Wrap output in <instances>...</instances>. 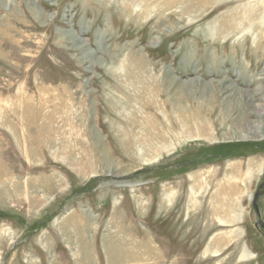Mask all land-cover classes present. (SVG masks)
<instances>
[{"label":"rangeland","instance_id":"374dc122","mask_svg":"<svg viewBox=\"0 0 264 264\" xmlns=\"http://www.w3.org/2000/svg\"><path fill=\"white\" fill-rule=\"evenodd\" d=\"M164 3L0 0V264H114L127 247L125 264H264V152L197 164L264 145V0ZM196 174L221 180V234Z\"/></svg>","mask_w":264,"mask_h":264},{"label":"bare ground","instance_id":"6f19581e","mask_svg":"<svg viewBox=\"0 0 264 264\" xmlns=\"http://www.w3.org/2000/svg\"><path fill=\"white\" fill-rule=\"evenodd\" d=\"M133 1V0H132ZM132 1L130 2V0H125V3H126V10H129V7H130V5H131V3H132ZM142 1H150V0H142ZM154 1V0H153ZM155 1H157V2H159V3H164L166 0H155ZM193 1V2H192ZM210 1L211 0H167L164 4L165 5H170V4H172V3H180V2H188V3H190V4H192V5H195V4H210ZM187 3V4H188ZM188 6H189V4H188ZM194 7V6H193ZM191 10V9H190ZM18 100V99H17ZM21 111V110H20ZM24 111V112H23ZM23 111H22V113H23V115H24V118H25V120L23 121V123H25L26 124V126L28 127L30 124H33V122L35 123V114H36V111H35V108H34V106H30V105H25L24 106V108H23ZM38 111V110H37ZM49 115V114H48ZM197 115L198 116H200L198 113H197ZM2 116V115H1ZM43 116L41 115V118H42ZM53 118V115L51 114V115H49V117L48 116H46V115H44V120L45 119H48V121H43L42 123H40V135H42V137L44 138V141H45V144L46 145H48L49 147L50 146H53L54 145V139H53V137H51V136H47L46 134H44L43 135V133L45 132V133H48L46 130H43V128L46 126V125H48V127H49V129L51 130L52 129V127H51V123L52 122H50L49 123V118ZM196 117V116H195ZM2 118V117H1ZM0 118V119H1ZM53 119H51V121H52ZM4 121H6V120H4ZM36 121H38V120H36ZM1 122V121H0ZM49 123V124H48ZM210 125V124H209ZM16 126L14 125V124H11L10 123V127H9V129L12 131V132H14V135L16 136V135H18V132H17V130H16V128H15ZM23 127V126H22ZM124 130H125V128H123ZM211 129V128H210ZM42 130H43V133H42ZM21 131V130H20ZM123 133V132H122ZM155 134V133H154ZM154 134L152 133V137L154 136ZM162 135L161 134V132H159L158 133V135ZM243 134V133H242ZM19 137V136H18ZM17 137V138H18ZM128 137V136H127ZM247 137V136H246ZM211 138V137H210ZM26 140H29L28 138L27 139H25V142H26ZM82 141V140H81ZM20 142V141H19ZM120 142V141H119ZM124 142H125V140H124ZM129 142V141H128ZM29 143V142H28ZM27 144V143H26ZM30 145V144H29ZM71 145V144H70ZM26 146H28V145H26ZM25 146V147H26ZM74 146H76V145H74ZM29 147V146H28ZM34 147V146H33ZM66 147V146H65ZM27 148V147H26ZM35 148V147H34ZM70 148V147H69ZM87 148H89V147H87ZM92 148V147H91ZM29 149V148H28ZM32 149V148H31ZM63 149V148H62ZM66 149V148H65ZM76 149V148H75ZM90 149V148H89ZM94 150V149H93ZM140 150V149H139ZM67 151H69V150H67ZM72 151V150H71ZM32 152H35V151H31V154H32ZM75 152V151H74ZM76 153V152H75ZM91 153H93L92 151H91ZM64 154V153H63ZM35 155V154H34ZM34 155H33V157H34ZM95 155V154H94ZM77 156V155H76ZM81 156V155H80ZM230 156V155H229ZM31 157V156H30ZM68 157V156H67ZM67 157H63V159H64V161H66V160H68V158ZM82 157V156H81ZM80 157V158H81ZM83 158V157H82ZM81 158V159H82ZM88 158V157H87ZM98 158V157H97ZM141 158V157H140ZM81 159L78 161L77 159H75V158H73L72 160H68V162H66V163H68V164H70L71 166H73L75 169H77L79 172H80V170L82 171V169L80 168V164H81ZM89 159H90V157H89ZM102 159H105L104 157L102 158ZM262 159V158H261ZM91 160H92V158H91ZM96 160V159H95ZM107 160V159H106ZM105 160V161H106ZM83 161H85V160H83ZM94 161V160H93ZM84 163V162H83ZM108 163V162H107ZM109 163H110V161H109ZM112 163V162H111ZM109 165V164H108ZM112 165V164H111ZM79 168V169H78ZM125 169V168H124ZM39 178H37L36 180H30V183H31V186L32 185H36V184H39L42 188H44V192L47 194V192L49 193L52 189H54L55 187H57V186H60V185H63V180H62V178L57 174V173H54V174H51V175H42V176H38ZM1 178H2V173H0V180H1ZM5 180V179H4ZM19 187H20V185H19ZM17 188V187H16ZM37 189H38V187H37ZM3 190V189H2ZM36 192H38V191H36ZM6 193V192H5ZM35 200H38V201H42V198H40V197H38V196H35V198H34ZM69 227V226H68ZM68 229V228H67ZM132 239V238H131ZM133 240V239H132ZM126 241V240H125ZM128 241V240H127ZM85 243V242H84ZM134 243V242H133ZM136 244H137V241L135 242ZM140 242H138V244H139ZM124 244V243H123ZM130 244V243H129ZM142 244H143V242H142ZM126 245V244H125ZM148 246V244H145V246ZM83 246V245H82ZM135 246V245H134ZM143 246H144V244H143ZM115 247H117V246H115ZM136 247V246H135ZM149 247V246H148ZM118 248V247H117ZM141 249V248H140ZM120 250V249H119ZM125 253L126 254H123V257H122V259L121 260H119V261H114V264H125V263H127L131 258H135L134 256H133V253H131V248L130 247H127V248H125ZM148 250V249H147ZM116 251H118V249L116 250ZM145 251V250H144ZM150 251V250H149ZM245 251V255L246 256H248V257H252V255L253 254H251V253H248V251L245 249L244 250ZM134 252V251H133ZM121 253V252H120ZM148 254H149V252H147ZM135 254H137V253H134V255ZM121 255V254H120ZM141 255V254H140ZM143 256H144V254H142ZM141 255V256H142ZM119 256V255H118ZM137 256V255H136ZM120 258V257H119ZM142 260H144V257H142ZM146 261V260H145ZM134 262V261H133ZM141 262V261H140ZM138 263V262H137ZM139 264V263H138ZM142 264V263H141Z\"/></svg>","mask_w":264,"mask_h":264},{"label":"crops","instance_id":"0c3cea01","mask_svg":"<svg viewBox=\"0 0 264 264\" xmlns=\"http://www.w3.org/2000/svg\"><path fill=\"white\" fill-rule=\"evenodd\" d=\"M259 153V152H257ZM256 154V153H254ZM240 157H243V156H237V157H229L230 159L231 158H240ZM221 158H224V157H221ZM227 158V159H229ZM252 174H257L256 171H254L253 173H251V176ZM255 179H257L255 176H253ZM196 178V183H195V200H194V206L197 209H199V207L203 204L206 205V207H209L211 208V213H213V215H211L209 217L210 221H207L205 223V227H207V231L206 232H209V233H212V234H221V180H210L209 183H202V180L200 178V176H198V174H196L195 176ZM215 178V177H213ZM212 178V179H213ZM213 189V193H212V196L209 198V199H202L203 196L209 194L211 192V190ZM204 194V195H203ZM197 213V212H195ZM214 213H218V214H214ZM234 213H242L241 212V209L239 210H236L234 211ZM210 225V227H214L216 226L217 228L215 229H212L210 230L208 228V226ZM221 242V239L217 240V242L215 244L217 245H214L215 248H218L220 247V244L219 243Z\"/></svg>","mask_w":264,"mask_h":264},{"label":"trees","instance_id":"16d2710c","mask_svg":"<svg viewBox=\"0 0 264 264\" xmlns=\"http://www.w3.org/2000/svg\"><path fill=\"white\" fill-rule=\"evenodd\" d=\"M248 151L264 152V145L261 143H242V144H226L221 145V157L229 158L236 156H244ZM230 155V156H229Z\"/></svg>","mask_w":264,"mask_h":264},{"label":"water","instance_id":"95a60500","mask_svg":"<svg viewBox=\"0 0 264 264\" xmlns=\"http://www.w3.org/2000/svg\"><path fill=\"white\" fill-rule=\"evenodd\" d=\"M264 195V182L260 184L256 193L253 197V207L258 216V221L255 224V227L264 235V221L262 220V214L259 206V199Z\"/></svg>","mask_w":264,"mask_h":264},{"label":"flooded vegetation","instance_id":"af4514ba","mask_svg":"<svg viewBox=\"0 0 264 264\" xmlns=\"http://www.w3.org/2000/svg\"><path fill=\"white\" fill-rule=\"evenodd\" d=\"M182 169V168H181Z\"/></svg>","mask_w":264,"mask_h":264}]
</instances>
